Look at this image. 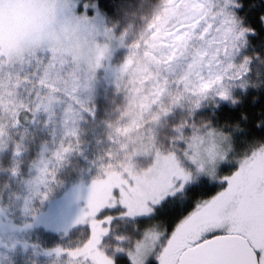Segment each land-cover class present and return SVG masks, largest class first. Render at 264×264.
Returning <instances> with one entry per match:
<instances>
[{"label": "snow or ice", "instance_id": "1", "mask_svg": "<svg viewBox=\"0 0 264 264\" xmlns=\"http://www.w3.org/2000/svg\"><path fill=\"white\" fill-rule=\"evenodd\" d=\"M262 69L264 0H0V264H264Z\"/></svg>", "mask_w": 264, "mask_h": 264}, {"label": "trees", "instance_id": "2", "mask_svg": "<svg viewBox=\"0 0 264 264\" xmlns=\"http://www.w3.org/2000/svg\"><path fill=\"white\" fill-rule=\"evenodd\" d=\"M262 71H264V69H262ZM258 107L259 104L253 105V108H258ZM102 133H103L102 126L95 128L94 131H88L86 133L85 139L88 141V143L85 145V149H86V154L89 157H92L99 148L103 147V145H98L96 142L97 138L102 136ZM45 138H47L46 133H41V132L37 133V139L35 140V142H33L30 145V151L26 154V158H31L35 154V152L39 150V143L41 142L42 139ZM86 166H87V162L84 159L80 157H74L72 159V163L68 165L67 172L71 173L73 169H80ZM211 191L212 190H208L206 194H211ZM41 239L45 240V242L47 241L46 238H44L43 236H41Z\"/></svg>", "mask_w": 264, "mask_h": 264}, {"label": "rangeland", "instance_id": "3", "mask_svg": "<svg viewBox=\"0 0 264 264\" xmlns=\"http://www.w3.org/2000/svg\"><path fill=\"white\" fill-rule=\"evenodd\" d=\"M10 19L14 23L15 22V19H16V14L14 13ZM53 203H55V201H53ZM44 259L45 258H43V257L40 258L41 264H44Z\"/></svg>", "mask_w": 264, "mask_h": 264}, {"label": "crops", "instance_id": "4", "mask_svg": "<svg viewBox=\"0 0 264 264\" xmlns=\"http://www.w3.org/2000/svg\"><path fill=\"white\" fill-rule=\"evenodd\" d=\"M56 203H57V201H55V203H53V205L55 206Z\"/></svg>", "mask_w": 264, "mask_h": 264}]
</instances>
